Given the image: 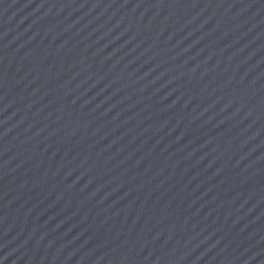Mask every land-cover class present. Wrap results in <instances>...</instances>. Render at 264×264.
Returning a JSON list of instances; mask_svg holds the SVG:
<instances>
[{"label": "water", "instance_id": "1", "mask_svg": "<svg viewBox=\"0 0 264 264\" xmlns=\"http://www.w3.org/2000/svg\"><path fill=\"white\" fill-rule=\"evenodd\" d=\"M0 264H264V0H0Z\"/></svg>", "mask_w": 264, "mask_h": 264}]
</instances>
